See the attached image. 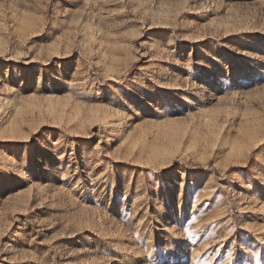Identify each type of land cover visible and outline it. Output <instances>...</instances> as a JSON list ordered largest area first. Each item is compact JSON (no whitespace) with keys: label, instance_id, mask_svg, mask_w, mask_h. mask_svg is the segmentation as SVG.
<instances>
[{"label":"rangeland","instance_id":"obj_1","mask_svg":"<svg viewBox=\"0 0 264 264\" xmlns=\"http://www.w3.org/2000/svg\"><path fill=\"white\" fill-rule=\"evenodd\" d=\"M0 264H264V0H0Z\"/></svg>","mask_w":264,"mask_h":264}]
</instances>
